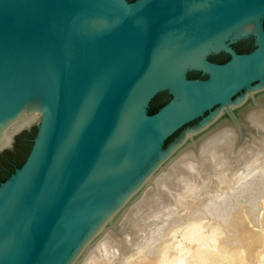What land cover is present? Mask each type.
I'll list each match as a JSON object with an SVG mask.
<instances>
[{"label": "water", "instance_id": "95a60500", "mask_svg": "<svg viewBox=\"0 0 264 264\" xmlns=\"http://www.w3.org/2000/svg\"><path fill=\"white\" fill-rule=\"evenodd\" d=\"M250 23L254 34L231 38ZM250 38V53L234 48ZM214 43L221 49L202 57ZM220 52L226 63L209 60ZM192 58L202 68L178 77ZM251 58L264 59V0H0V177H7L0 264H45L58 255L119 176L113 158L121 148L158 140L164 152L169 137L222 107L216 101L196 112L194 99L162 129L157 123L180 103L171 88L196 94L218 69L235 76L236 64ZM190 71L206 79H188ZM262 80L240 86L229 101ZM162 81L170 87H159ZM164 92L171 100L149 114ZM144 124L152 131L140 132ZM17 151L26 159L8 176L3 159L9 165Z\"/></svg>", "mask_w": 264, "mask_h": 264}, {"label": "bare ground", "instance_id": "6f19581e", "mask_svg": "<svg viewBox=\"0 0 264 264\" xmlns=\"http://www.w3.org/2000/svg\"><path fill=\"white\" fill-rule=\"evenodd\" d=\"M255 32L250 23L231 38ZM220 49L214 43L200 55ZM256 59L244 60L243 66L236 64L235 76L227 68L218 69L211 84L196 94L171 88L180 103L160 122H154L166 124L162 129L178 119L194 99L196 112L216 101L222 107L164 152L158 140L133 150L121 148L113 158H119L121 171L118 177L107 179L106 197L92 207L65 248L45 264H247L259 258L264 253V233L259 231L260 239L259 232L252 230L253 234L240 217L243 224L237 228L244 226L250 231L242 227L245 233L239 241L236 235L240 238L243 230L232 228L233 218H229L237 202L254 204L264 194V80L256 87L249 86L235 102L229 101L237 88L264 77V59L259 63ZM189 67L202 65L195 58L188 59L177 76L181 78ZM159 87L170 85L162 81ZM150 127L144 124L138 130L147 133L152 131ZM183 207L185 215H181ZM255 208L251 209L254 213ZM257 208L261 213L263 207ZM257 216L254 220L261 218ZM234 228L239 233L233 232ZM225 232L226 239L237 241H224ZM229 233L234 238L230 239Z\"/></svg>", "mask_w": 264, "mask_h": 264}, {"label": "rangeland", "instance_id": "374dc122", "mask_svg": "<svg viewBox=\"0 0 264 264\" xmlns=\"http://www.w3.org/2000/svg\"><path fill=\"white\" fill-rule=\"evenodd\" d=\"M129 2H133V1H130V0H128ZM233 46H234V48H236V50H238L240 53H250L251 51H253L254 50V39L253 38H250V39H247V40H242V41H239V42H236V43H233ZM230 59V57L228 56V55H226L225 53H222V52H220V53H212L210 56H209V60H211L212 62H215V63H219V64H223V63H226L228 60ZM188 79H191V80H194V79H202V80H204V79H206V77H204V76H202L201 75V73L200 72H198V71H190L189 73H188ZM246 92L245 91H242L241 93H239L236 97H234V99L235 98H237L238 96H241V95H243V94H245ZM171 98H172V96L171 95H169L168 93H166V92H164V93H161V94H159L155 99H156V101H155V106L156 107H159L160 109L163 107V106H165L170 100H171ZM154 99V100H155ZM153 100V101H154ZM152 101V102H153ZM152 102H151V104H152ZM151 104H150V108H151ZM159 109V110H160ZM213 111H215V109L213 110ZM208 115V113H206V116ZM201 120H202V118H198V119H196V120H194L193 122H191V123H189L188 125H186L185 127H183L181 130H179L178 132H176L174 135H172L171 137H169L166 141H165V145H164V148L166 149V148H168L170 145H172V144H174L175 142H177L184 134H185V132L187 131V130H189V129H194V128H197L198 126H199V124H200V122H201ZM261 197L263 198L264 197V194H262L255 202H254V204H249V205H245L243 202H237L236 203V205H237V208H236V211L234 210L233 212H229V214L231 215V216H229V218L231 217V218H233V220H234V217H235V221L237 220V221H239L238 223H237V221L235 222V223H237V224H234V222H233V220H231V222L233 223V225L234 226H232V228L233 227H235L239 232H241L242 230H243V232L242 233H240L239 234V236H240V238L239 237H237V235H236V238H238L237 240H239V241H241V235H244V233H245V231H244V229H242V227H244V226H242V227H240V229L239 228H237V227H239V226H241L243 223H245L244 225L245 226H247V227H249L250 229H251V231L253 230V231H255V232H257V234H258V232L260 231H262L261 233L263 234L264 232V223L262 222V221H264V215H263V213H264V199L263 200H261ZM260 200V201H259ZM263 201V202H262ZM259 202H262L261 204H263V205H261L260 204V208H262L261 209V213H259V210H257L256 211V208L259 206ZM258 203V204H257ZM240 205H242V206H240ZM252 205V206H251ZM256 205H258L257 207H256ZM256 207L254 210H255V213H254V211H252L253 209L252 208H249V207ZM248 207V208H247ZM259 207L257 208V209H260ZM183 210L181 211L182 213H181V215L183 214V215H185L186 213H187V210L183 207L182 208ZM243 209H246V211H244ZM252 209V210H251ZM238 210V211H237ZM241 210L242 211H244V213L242 214L243 216H238V215H241L240 214V212H241ZM184 211V212H183ZM186 212V213H185ZM234 212H239V214L237 213V216H234V217H232V213L233 214H235L236 215V213H234ZM247 212V213H246ZM250 212H252V213H250ZM258 212V213H257ZM188 213H189V211H188ZM253 213L257 216V214L259 215L260 214V216H261V218L259 217L258 219H257V217H256V219L257 220H254V218H255V215L253 216ZM246 214H248L247 216H246ZM252 216H253V218H252ZM263 216V217H262ZM236 217H237V219H236ZM240 217H244V218H240ZM245 217H247L248 219H246ZM250 217V218H249ZM230 218V219H231ZM253 219V221H252V219ZM262 218H263V220H262ZM238 219H241V222H242V220H243V223H241L240 222V220H238ZM247 220V221H246ZM262 222H260V221ZM246 221V222H245ZM252 221V222H251ZM256 222V224H253V222ZM259 221V222H258ZM207 222H211V220L209 221V220H207ZM248 222V223H247ZM254 222V223H255ZM250 223V224H249ZM260 223L261 224H263V227L260 225ZM251 224H253V225H251ZM259 224V225H258ZM237 225V226H236ZM252 227H251V226ZM256 225V226H255ZM247 227H244L246 230H248L247 229ZM259 227V228H258ZM234 228V229H235ZM258 228V229H257ZM263 228V229H262ZM235 229V230H236ZM242 229V230H241ZM250 229L248 230V231H250ZM261 229V230H260ZM231 230H233V229H229V232L231 231ZM233 231V232H237V230L236 231ZM248 231H246V232H248ZM252 231V233L254 234L255 232H253ZM226 232H228V231H226ZM226 232L223 234V240L225 241V239H226V237H227V235L226 236H224L225 234H226ZM233 232H231V234H234ZM239 232H237V233H239ZM259 232V234H258V237L260 236V239L262 238V240H264V235H262L261 233ZM237 233H235V234H237ZM230 233H229V235H230V239L231 238H234V236L235 235H231ZM261 235H262V237H261ZM225 238V239H224ZM236 238H234V240L233 239H231V240H233V241H235L236 240ZM226 240H229V239H226ZM231 240H229L228 242H230ZM236 240V241H237ZM223 242V241H222ZM240 243V242H239ZM263 252H264V250H263ZM262 252V253H263ZM264 253L263 254H261L260 256H259V258L258 257H256V259L255 260H248V261H251V263L253 262V264H257V262H258V264H264ZM247 258V257H246ZM258 258V259H257ZM262 258V259H261ZM136 259H138V258H136ZM135 259V261H137ZM140 259V258H139ZM138 259V260H139ZM248 259V258H247ZM261 261V262H260ZM138 262H140V261H138ZM250 263V262H249ZM248 262H247V264H249ZM250 263V264H251Z\"/></svg>", "mask_w": 264, "mask_h": 264}, {"label": "trees", "instance_id": "16d2710c", "mask_svg": "<svg viewBox=\"0 0 264 264\" xmlns=\"http://www.w3.org/2000/svg\"><path fill=\"white\" fill-rule=\"evenodd\" d=\"M130 1H135V0H130ZM155 101H156V99L152 102V104H151V108H150V110H149V114H155V113H157L158 111H159V107H156L155 106ZM24 151V150H23ZM18 152V156L16 157L15 156V158L14 159H12V160H9L10 161V163H9V165H7V163H6V161H5V159H3V162H5V163H2V164H5L6 166H8V167H10V171L9 172H6L5 171V174H7L8 176L13 172V170L15 169V168H17V167H20L23 163H24V161H25V159H26V156L24 155L25 153L24 152H26V150L23 152V153H21L20 151H17ZM7 153H10V154H12V155H14L12 152H10V151H7L6 152V154ZM0 159H2V156H0ZM12 162V163H11ZM7 179V177L6 178H4L3 176L2 177H0V183H2V182H4L5 180Z\"/></svg>", "mask_w": 264, "mask_h": 264}, {"label": "flooded vegetation", "instance_id": "af4514ba", "mask_svg": "<svg viewBox=\"0 0 264 264\" xmlns=\"http://www.w3.org/2000/svg\"><path fill=\"white\" fill-rule=\"evenodd\" d=\"M236 49V48H235ZM238 51V50H237ZM239 52V51H238ZM240 53V52H239Z\"/></svg>", "mask_w": 264, "mask_h": 264}]
</instances>
